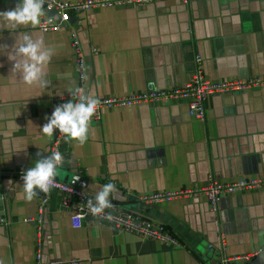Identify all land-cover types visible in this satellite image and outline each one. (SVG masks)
I'll return each instance as SVG.
<instances>
[{
	"label": "crops",
	"instance_id": "1",
	"mask_svg": "<svg viewBox=\"0 0 264 264\" xmlns=\"http://www.w3.org/2000/svg\"><path fill=\"white\" fill-rule=\"evenodd\" d=\"M18 3L0 0V12ZM44 11L41 20L53 15ZM71 30L77 31L85 57L83 88L98 99L182 85L195 70L197 55L212 80L264 74V0L95 7L54 32L39 26L10 29L0 20V45H7L6 51H13L25 32L54 49L44 89L24 84L12 72L15 62L0 51V203L6 216L0 221V264H35L36 225L24 219L36 216L42 191L36 189L37 196L26 201L23 179L14 172L34 166L37 152H55L58 129L51 139L41 131L54 108L73 99L68 90L79 87ZM57 151L67 162L56 180L94 198L113 183L117 191L111 202L164 225L181 246L141 238L91 217L75 229L71 208L52 191L43 213V263L218 264L220 256H254L264 246V189L222 198L216 215L202 196L151 203L139 198L202 187L209 173L223 182L264 174V86L211 95L204 119L192 118L179 101L103 109L84 145L61 137ZM220 236L225 241L221 251Z\"/></svg>",
	"mask_w": 264,
	"mask_h": 264
},
{
	"label": "built area",
	"instance_id": "2",
	"mask_svg": "<svg viewBox=\"0 0 264 264\" xmlns=\"http://www.w3.org/2000/svg\"><path fill=\"white\" fill-rule=\"evenodd\" d=\"M161 0H79L76 2H67L60 0H45L44 7L46 10H54V14L46 16L41 21L39 29L43 32L58 31L69 22L73 15L87 12L95 7H110L112 5H133L144 6L146 4ZM182 4H189L191 0H178ZM70 47L74 54V70L79 81V87H83L85 82V57L81 45L80 37L75 30L69 33ZM264 86V74L254 75L246 79H220L212 80L208 78L202 69V59L199 55L195 57V70L190 79L182 85L173 86L164 89L149 90L132 94L112 96L108 98H99L100 106L92 120H98L103 109L119 107H132L146 103H168L184 102L187 106L189 115L195 119H204L206 115V101L213 94H222L226 92H248ZM76 102V98H74ZM62 134L59 130L56 132L53 140V149L57 151V144L61 140ZM28 168L19 169L14 172L17 179H22L23 173ZM57 186L53 187L49 193L42 192L37 206V214L33 218L24 219L25 222H32L36 225L35 234V264H78L75 259H50L46 263L41 260V243H42V222L45 205L48 201L49 194L56 191L60 194L63 206L71 208L72 217L77 214H83L84 217H91L99 221L107 222L114 227L136 234L138 237L145 239H155L172 246H181L178 238L173 235L164 225L152 220L139 216L131 211L121 209L117 204L113 208L105 209L100 216H93L88 207L87 201L95 198L85 192L83 189L71 184L56 180ZM264 189V174H257L231 182L217 180L211 173L206 177L204 186L198 188H185L175 191H159L151 194L139 196L143 202H161L170 201L180 197H199L205 198L209 210L216 215L219 210V204L222 198L235 194H242L249 191ZM42 191V190H41ZM111 216V219L108 216ZM211 249L212 246L208 245ZM219 251L224 250L225 241L220 236ZM251 255L239 257L220 256L218 264H234L235 262H247Z\"/></svg>",
	"mask_w": 264,
	"mask_h": 264
},
{
	"label": "clouds",
	"instance_id": "3",
	"mask_svg": "<svg viewBox=\"0 0 264 264\" xmlns=\"http://www.w3.org/2000/svg\"><path fill=\"white\" fill-rule=\"evenodd\" d=\"M45 0H19V3L11 10L0 12V20L10 29L19 26H31L36 28L41 25V18L45 16L43 5ZM8 52L7 45H0V51L7 52L8 58L15 63L12 72L18 73L24 84L36 86L41 89L48 87L46 68L54 54V49L45 46L42 37L33 38L31 33H22L19 42ZM72 97L76 98L66 103L57 105L51 115L47 117V123L42 126V133L51 139L54 130L58 129L66 143L73 141L84 145L89 139L92 117L100 106V100L91 94H87L83 87L69 89ZM255 139V138H254ZM259 150V148L257 149ZM67 161L61 152L55 151L51 156L36 160L34 166L28 168L22 175L23 198L31 202L36 196V189L47 194L57 186L56 177L62 175L61 169ZM78 179V178H77ZM117 191L113 183H107L95 195V203L92 199L87 201V207L93 216H100L105 209L113 208L109 197ZM83 214L72 217V227L79 229L84 220ZM111 219V216H108Z\"/></svg>",
	"mask_w": 264,
	"mask_h": 264
},
{
	"label": "water",
	"instance_id": "4",
	"mask_svg": "<svg viewBox=\"0 0 264 264\" xmlns=\"http://www.w3.org/2000/svg\"><path fill=\"white\" fill-rule=\"evenodd\" d=\"M49 14H54V10H51L49 12ZM36 157H39V159L51 156L50 154H44V153H36L35 154ZM4 187V183H0V201L2 199V193H1V189H3ZM5 212L3 211V206L0 203V221L1 223L5 222ZM245 264H264V246L259 250V252H257L254 256H252V258L247 261Z\"/></svg>",
	"mask_w": 264,
	"mask_h": 264
}]
</instances>
